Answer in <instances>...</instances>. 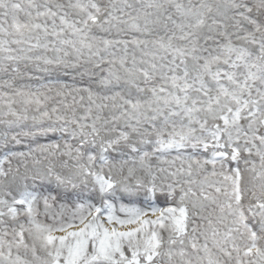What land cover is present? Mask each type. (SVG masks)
<instances>
[{
	"label": "snow or ice",
	"instance_id": "6c2138e0",
	"mask_svg": "<svg viewBox=\"0 0 264 264\" xmlns=\"http://www.w3.org/2000/svg\"><path fill=\"white\" fill-rule=\"evenodd\" d=\"M0 264H264V0H0Z\"/></svg>",
	"mask_w": 264,
	"mask_h": 264
}]
</instances>
